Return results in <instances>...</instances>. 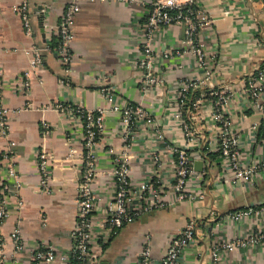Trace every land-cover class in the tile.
Instances as JSON below:
<instances>
[{
	"label": "crops",
	"instance_id": "0c3cea01",
	"mask_svg": "<svg viewBox=\"0 0 264 264\" xmlns=\"http://www.w3.org/2000/svg\"><path fill=\"white\" fill-rule=\"evenodd\" d=\"M21 0H0V71L3 79L1 105L6 110V136L0 137V151L10 143L13 162L22 186L16 197H9L10 210L1 231L6 239V253L13 252L10 233L18 228L28 245L47 243L59 254L67 255L73 245L71 235L76 219L79 173L76 168L82 154L83 123L72 112L57 110V103L77 102L86 109L103 111L97 172L92 183L96 195L94 218L100 219L112 198V171L115 158L125 150L120 137L119 116L109 110L102 87H111L125 102L141 105L151 114L154 124L144 125L126 149L129 177L133 183L153 171V153L158 152L161 167L156 177L165 184L168 203L141 213L116 233L94 244L98 259L94 264H137L145 244L150 246V263L159 264L170 240L190 220L195 221L194 239L185 249L179 264H208L212 244L256 231L264 232V173L253 182L232 181L218 155V127L212 121V95L209 89L193 91L181 109L177 107L180 82L198 76L193 55L182 59L159 56L155 70L162 83L153 91L143 92L139 67L140 25L149 0L117 3L113 0H79L74 16V58L64 65L54 51L58 36L56 27L70 0H29L27 13L31 33H26L21 15L14 7ZM211 25L200 32L206 46L211 79L216 90L230 94L224 106L237 135L243 161L264 154L262 128L264 109L256 110L244 93L246 76L261 63L264 47V0H200ZM42 5L43 9L36 8ZM180 25L159 31L155 48L162 53L180 46ZM54 46V47H52ZM40 51L41 63L30 66L32 50ZM180 62V67L175 64ZM27 73V74H25ZM24 81L28 86L24 87ZM188 120L194 131L190 150L196 157L197 172L188 183L191 199L175 201L167 186L174 173V154L163 148L157 133L171 146L184 144L180 120ZM75 149L67 158L69 147ZM46 150L49 161L50 188L39 189L36 165L39 150ZM201 161L196 170L194 161ZM3 161L0 162L2 164ZM16 198L21 200L17 208ZM253 206L261 214H250L238 221L226 214ZM18 264H28L21 252ZM223 264H264V239L223 253ZM52 264H70L57 259Z\"/></svg>",
	"mask_w": 264,
	"mask_h": 264
},
{
	"label": "built area",
	"instance_id": "2783aa9c",
	"mask_svg": "<svg viewBox=\"0 0 264 264\" xmlns=\"http://www.w3.org/2000/svg\"><path fill=\"white\" fill-rule=\"evenodd\" d=\"M79 0H70L66 5L63 15L56 27L58 36L55 53L64 65L74 58L72 24L74 16L79 10ZM117 3H127L132 0H113ZM29 0H21L14 7L21 15L26 33H31L29 14L27 13ZM171 25L182 27L183 37L180 46L176 49L158 52L154 40L159 31L165 30ZM211 20L200 0H149L144 21L140 25V58L139 67L143 70L140 80V88L143 92L153 91L162 83V78L156 74L155 65L159 56L165 58L182 59L190 54L195 57L198 71L203 77L198 76L183 79L180 82L177 107L185 105L190 94L199 88H208L212 95V121L218 127L216 149L219 158L224 161V166L232 175V181L243 180L253 182L256 177L264 173V154L249 161H243L238 147L237 135L232 131L231 120L226 115L224 106L228 103L230 94L227 91L216 90L211 79V67L208 64L206 46L200 37V32L209 28ZM263 45L264 42H258ZM42 57L38 49L32 50L30 66L41 63ZM180 61V60H179ZM180 67V62L175 64ZM27 74V73H25ZM3 79L0 71V137L6 136L5 114L6 110L1 105L3 91ZM24 87L28 82L24 81ZM102 94L109 101V110L115 112L120 120V137L125 150L115 158L112 171L114 181L113 195L106 206L102 218L95 219L96 195L92 183L97 172L98 147L100 144V132L103 128V111L101 109H86L77 102L57 103L54 107L59 111L72 112L83 123L82 147L76 168L79 173L78 193L76 198V219L71 231L73 245L67 255H61L47 243L28 245L21 237L19 229L15 228L10 233L13 245L11 257L6 253V239L1 231L8 217L10 206L9 197H16L22 186L19 174L13 162V151L10 143L3 151H0V264H18L17 256L21 252L28 255V264H52L57 259H63L71 263L75 259L77 264H94L98 259V251L94 250V244L102 236V241L116 233L126 223L131 222L141 213L163 207L168 203L165 184L156 177V172L161 167L158 152L153 153V171L147 177L133 183L129 177V159L126 149L132 144L138 129L142 124L153 125L154 120L141 105L125 102L118 98L111 87H102ZM250 99L251 105L256 110L264 109V55L261 63L250 72L244 81L243 89ZM174 117L180 120L184 144L171 146L157 133L163 148L174 154L173 179L167 185L173 192L172 199L181 201L191 199L192 193L188 190V183L192 176H196L193 168V160L197 154L190 150L194 141V131L188 120L182 119L181 114L175 109ZM262 143L264 145V126L262 129ZM75 149L71 146L67 151V158H71ZM50 154L46 150L37 153V169L39 174V189L47 191L50 188ZM17 208L21 200L16 198ZM263 208L256 209L248 206L240 210L229 212L226 219L238 221L250 214H261ZM195 221L190 219L182 229L170 238L159 264H179L185 249L194 239ZM101 238V237H100ZM264 239V232L256 231L250 234L234 237L228 240L218 241L211 245L208 264H223V253L247 245H256ZM137 264L150 263V246L145 244L139 253Z\"/></svg>",
	"mask_w": 264,
	"mask_h": 264
},
{
	"label": "trees",
	"instance_id": "16d2710c",
	"mask_svg": "<svg viewBox=\"0 0 264 264\" xmlns=\"http://www.w3.org/2000/svg\"><path fill=\"white\" fill-rule=\"evenodd\" d=\"M58 41V40H57ZM57 45V42L56 43H54V46H56ZM54 46H52V47H54ZM198 90V89H197ZM197 90H195V92L197 91ZM263 129V128H262ZM261 129V130H262ZM208 154V156H209V159H213L214 158V156H216V155H219V151L217 150V151H210V152H208L207 153ZM70 264H77V261L75 260V259H73V260H71V263Z\"/></svg>",
	"mask_w": 264,
	"mask_h": 264
},
{
	"label": "water",
	"instance_id": "95a60500",
	"mask_svg": "<svg viewBox=\"0 0 264 264\" xmlns=\"http://www.w3.org/2000/svg\"><path fill=\"white\" fill-rule=\"evenodd\" d=\"M36 8L43 9L42 5H38ZM196 165H198V167H196L195 169L200 170L201 169V161H199V160L194 161V166H196Z\"/></svg>",
	"mask_w": 264,
	"mask_h": 264
}]
</instances>
